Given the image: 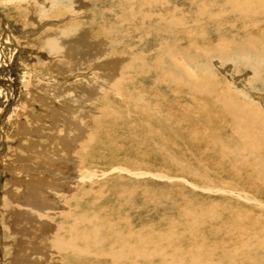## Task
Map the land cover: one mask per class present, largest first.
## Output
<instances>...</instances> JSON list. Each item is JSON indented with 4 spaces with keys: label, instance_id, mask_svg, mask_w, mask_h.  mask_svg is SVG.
<instances>
[{
    "label": "rangeland",
    "instance_id": "obj_1",
    "mask_svg": "<svg viewBox=\"0 0 264 264\" xmlns=\"http://www.w3.org/2000/svg\"><path fill=\"white\" fill-rule=\"evenodd\" d=\"M53 30L61 47L94 38L81 48L94 66H63ZM234 102L264 113V0H0V264L17 237L1 224L5 197L48 182L26 146L43 159L61 128L69 156L53 166L66 187L44 190L49 228L65 224L70 191L90 203L73 216L91 220L106 264L124 248L133 264H264V181L251 158L230 159L247 128L225 109Z\"/></svg>",
    "mask_w": 264,
    "mask_h": 264
},
{
    "label": "bare ground",
    "instance_id": "obj_2",
    "mask_svg": "<svg viewBox=\"0 0 264 264\" xmlns=\"http://www.w3.org/2000/svg\"><path fill=\"white\" fill-rule=\"evenodd\" d=\"M41 8H42V6H41ZM41 8L39 6L37 7V4H36V6L30 7L29 11H32L33 14L36 13L35 15L40 16V13L44 14V12H45L44 10H42L43 8L42 9ZM49 11H50V9H49ZM52 15H55V13H52ZM49 17H50V15H49ZM57 17H59L58 13H57ZM56 34L57 33H55V30H53V32L46 34L44 36V38H46V40H52L55 44L60 45L59 49L63 52L62 53L63 56H62V58H58V61L59 62L61 61L60 63L63 66H74L75 65V66H78L80 69L82 67L85 68V66H87V68H91L92 66H94V63L93 62L91 63L92 59L91 58L87 59L89 57V55L92 54L93 52L87 51L85 49L81 50L82 47L87 48L90 46L92 47V50H94V47L92 46L94 43V40H93L94 38H92L91 36L86 34L83 39H81V38L77 39L75 45H73V44L66 45V46L63 45V47H61L62 42H61V40L58 39V37H57L58 35H56ZM104 34L105 33H103L102 36H104ZM78 50H81V51H84L85 53H87L86 57L82 54L83 55L82 57H84L83 60H81V58L79 59V55H80L79 52L80 51H78ZM53 55H55V54H53ZM86 60L89 61V63H88L90 65L89 67L85 63ZM100 60H102V59H100ZM174 63L176 64V62H174ZM206 92H208V91H206ZM253 108L254 107H248L247 108L246 104L243 105V104H240V102L239 103H236V102L231 103L229 106L227 104V108H225V109H227L228 114L233 119V123L235 124V126H238L240 128L245 126V127H247L245 131L248 132V130H249L251 133V134L247 135L246 132L244 131L245 133L243 134V133H240L239 130L237 129L238 134H239V137H238L239 144L238 145L240 146V148L236 149L233 146L236 149V151L232 152L233 150L229 151V149H228V151L232 152V154L229 153V155L230 154L233 155V158L231 157L230 159L234 160V158H236L237 162H240L242 164L247 159L251 158L253 161H251L252 163L247 162L248 165L247 164L236 165L234 162L233 163L237 166V168L241 167L240 169L243 171H247L249 169L251 171V173H254L253 174V175H255L254 178H256V179L258 178V179H261L264 181V113H262L260 111L256 113V111ZM217 112L219 113V111H217ZM224 118H226V117H224ZM229 123L230 122H228V124ZM231 124H232V122H231ZM221 126H223V125H221ZM232 127H233V125H232ZM238 127H236V128H238ZM219 128H220V126H219ZM230 129H231V127H230ZM233 131H236V130H233ZM242 132H243V129H242ZM55 133H56V135L53 134L54 137L53 138L51 137V139H50L51 142L49 143L50 145H49L48 149L43 151V159H41V155L39 156V153H37L38 152L37 146L32 144V143L27 144L26 148L28 147L29 149L35 150V153H33V152L23 153L24 154L23 159H25V158L31 159L34 162L33 164H35L37 166V169L34 167L35 171H37V173H38L37 176L40 177V173H41L40 178L43 179V177H44L45 179H47L48 182L44 185H41V184L38 185L39 183L38 184L30 183L27 185L28 189H27V187L25 188V189H27L28 193H25V191H24L23 198L21 197L20 193L17 194V193L13 192L11 194H8L7 197H5L4 202H3L4 203V211L2 210L3 214L1 216V224L4 226V229H6L7 232H9V234H11V235L15 234L17 236V237L15 236L16 240H15L14 245H13L14 250L11 252L12 264H106V262H105L106 257H104V255H106V253H104V251L102 254H99L96 257H95V255H92L95 253H91V251H90L89 246H91V242L88 239L89 236L88 235H87L88 237L86 236V232L88 230V224L90 223L89 221H91V220H89V218L86 219L88 215L86 216V213L83 215V216H86V218H83V219L84 220L86 219L89 221H87L86 224H82V225H80L79 220L76 218V216H73V214H75V212L77 210H80L81 208H86V209L90 208V205H89L90 203L85 201L82 203V205L79 204V202H77V200H75L76 195L69 194L70 193L69 190L71 189L70 186H72L70 183L67 184V187H68L67 190L69 191V192L67 191L68 193L66 192L67 196L66 197L64 195L62 196L64 198L63 202L67 203L68 207L64 209V206H63L62 208L64 209V211H58L57 212V215H59L60 220L64 221L65 224L64 225L63 224L62 225H55L54 227L52 226L49 228V226H48L49 223H47L46 216L43 215L44 210L51 204V201L53 200V199H50L49 197H47V195L44 193V190L48 191L51 189L53 194L56 195V193L60 194V191L66 187V184L63 182L64 176H62V174L60 175L59 173L54 172L53 164H54V160H58V161L62 162L61 159L65 155L69 156V154H67L66 151L62 149V144L63 143L66 144L67 140H68L67 142H69L71 140L70 129L69 130L64 129V128H63V130H62V128L59 130L57 129ZM236 136H238V135H236ZM235 144H237V143L235 142ZM26 148L24 147L25 151H26ZM214 151L215 150H213V152ZM228 151L225 150V152H228ZM217 155L221 156L222 154H217ZM223 155H225V154H223ZM224 157L226 159V155ZM218 158H221V157H218ZM221 160H220V162H221ZM70 162L67 165H69ZM40 165L43 167L42 169L40 168ZM246 165L248 167L247 170H246ZM221 166H222V164H221ZM231 166H232V164H231ZM65 167H67V166H65ZM232 167H234V166H232ZM236 169L233 168V170L237 171ZM238 173L234 172L233 176H236ZM57 179H59L60 182L57 181ZM262 184L263 183H261V188L259 191L264 194V189L262 187L263 186ZM70 202L74 203L73 208H71ZM86 209H85V211H86ZM83 219H81V221ZM70 229H71V231L74 230V232H75V230L79 231L80 229H81V231H80V234L75 235L74 232L72 233L70 231ZM111 242H109V243H111ZM76 243H79L80 246H78ZM97 244L101 250L100 252H102V250H103V247H101L102 243L100 242ZM118 244H119V242H118ZM92 245L95 246V243H92ZM111 246H113V245H111ZM113 249H115V248L113 247ZM130 250H133V249L132 248L129 250H127V248L121 249V254L119 253V258L116 259L114 257L113 260L111 262H109V264H133L132 260L131 261L122 260L123 257L125 258L127 256L128 252ZM108 251H109V249H108ZM50 252L55 253L56 254L55 256L58 258V260H54L53 258L50 259L49 255H48ZM91 255H92V257H91ZM100 258H102V260H100Z\"/></svg>",
    "mask_w": 264,
    "mask_h": 264
}]
</instances>
